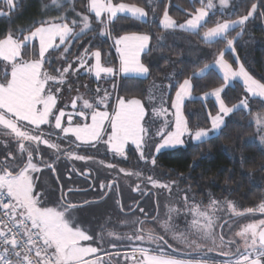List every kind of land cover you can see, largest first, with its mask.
I'll return each mask as SVG.
<instances>
[{"label": "rangeland", "instance_id": "rangeland-1", "mask_svg": "<svg viewBox=\"0 0 264 264\" xmlns=\"http://www.w3.org/2000/svg\"><path fill=\"white\" fill-rule=\"evenodd\" d=\"M5 1L10 5V1ZM153 3L154 0H147L148 5ZM236 3L237 0H206L205 8L207 13L215 10L228 13ZM154 4L145 8L115 0H89L87 11L102 25L110 23L118 15L136 18V14L143 21L155 18L161 25L160 19L168 14L165 11L156 16ZM195 15H192L193 19H202ZM77 16L88 20L86 14L78 13L71 16V23L62 20L45 27L41 25L24 35L23 43L33 39L39 42L40 58L37 60L16 63L17 55L13 57V48L0 45V57L4 59L0 63V72L3 76L4 72L7 74L10 87L4 96L10 99L8 104L11 106L10 109L0 107L4 112V116L0 114V191L9 197L8 208L28 217L41 228L44 241L59 264H264V246L257 241L258 232L264 228V188L260 203L252 208L254 212L245 213L248 210L237 201L209 191L200 192L198 187L187 184L183 176H172L157 168L154 157L164 150L160 145L165 135L160 136L170 124V111L157 102L153 105L141 98L117 95L115 90L108 91L106 86L103 87L104 84H97L95 91H91L87 83L89 79L103 83L102 79L106 78L101 76L107 67L102 65L98 50L87 55V46L80 49L70 65L63 62L59 78H44L42 73L39 74L44 60L49 57V51L43 50H48L53 44L49 40L53 32H47L51 29L49 27H54L60 37L55 49L70 51L71 42L68 40L78 31L71 27L78 20ZM245 20H239L238 25ZM169 21L179 29L187 25L189 28L196 26L186 20L178 23L171 17ZM85 26L88 27L87 24ZM233 26V22L224 21L216 30L221 35ZM142 35L145 34L124 33L120 38H110L117 56V76L124 77V72L131 67H136L133 72L137 74V65L145 72L130 77L147 75L140 56L144 48ZM233 55L237 57L234 52ZM223 62L225 65L218 62L215 67L223 77L224 86L238 81L244 86L247 96L264 100V85L242 66L239 59L235 67ZM87 63L91 64L88 68L92 77L88 75ZM110 74L116 76L115 70L111 69ZM50 80L60 82L50 88L47 84ZM217 91L207 97L218 104V111L210 116V126L199 132L203 137L208 134L206 138L220 130L230 111L238 106L248 109L247 97L241 104L229 108ZM148 94L152 96L150 89ZM90 95L93 103L89 102ZM181 96L187 98L183 91ZM21 101L29 106V116L34 119L26 121L12 113L15 104ZM37 106L44 110L39 113ZM253 119L256 123L257 116ZM192 135L188 142H199L198 136ZM182 140L183 143L180 141L176 145L172 141V146L167 147L183 146L187 140L185 137ZM91 142L95 146L85 145ZM137 143L140 146L137 147ZM46 150L56 156V159L46 158V162L53 166L63 188L70 183L82 182L77 173L89 172L94 183L102 184L109 180L117 183L122 202L126 203L130 189L137 188L141 193L140 186L147 184L157 197V217L147 222L144 229L137 232V237L136 233L126 231V221L115 207L112 208L114 215L104 212L117 200L113 187L101 204L84 201L87 197L79 195L78 199L87 203L64 205L53 177L47 175L49 172L39 170L35 163L33 154ZM23 162L25 166L20 168ZM146 201L151 202L152 199L147 198ZM200 251L203 252L198 259L192 258L191 255ZM215 253L232 257L218 258Z\"/></svg>", "mask_w": 264, "mask_h": 264}, {"label": "trees", "instance_id": "trees-1", "mask_svg": "<svg viewBox=\"0 0 264 264\" xmlns=\"http://www.w3.org/2000/svg\"><path fill=\"white\" fill-rule=\"evenodd\" d=\"M8 1L10 5L0 0V41L7 37L23 41L24 35L38 26L62 20L71 23V16L86 14L87 21L77 16L78 20L71 25L80 33L76 32L71 40L69 38L70 51L60 48L47 53L49 57L43 63V77L59 78L63 62L70 65L73 56L76 57L75 54L78 55V51L86 46L87 55L98 50L103 64L114 69L116 76L102 79L103 83L89 79L87 83L91 91H95V86L100 83L122 97H136L148 104L157 102L164 105L170 111L171 120L160 138L171 130L173 102L178 88L183 81L189 80L192 98L182 104L187 143L159 151L154 157L157 168L172 176H183L187 184L198 187L200 192L209 191L237 201L246 210L260 203L264 188V100L247 96L244 86L238 81L224 86L223 77L212 65L222 57L235 67L239 59L242 66L264 85V0H237L228 13L218 10L207 13L195 31L164 28L155 18L143 21L126 15H118L110 23L102 25L88 13L89 0ZM115 1L148 6L147 0ZM154 3L156 16L166 11L178 23L189 19L197 9H206V0H154ZM243 18L246 20L242 25L230 28L220 37L212 40L203 37L206 31L224 21L234 22ZM124 33L148 36V48L141 56L148 71L145 77L117 76V57L110 38ZM38 57L35 42H21V61ZM52 66L59 68L52 69ZM4 76H7L5 72ZM59 82L50 80L47 84L51 88ZM222 87L221 99L227 107H236L247 97L248 109L238 106L229 112L217 133L199 142H188L193 132L210 126V116L218 111L212 99L202 100L200 96ZM149 89L152 96H148ZM89 102H94L92 95ZM254 116H257L258 123H255Z\"/></svg>", "mask_w": 264, "mask_h": 264}, {"label": "crops", "instance_id": "crops-1", "mask_svg": "<svg viewBox=\"0 0 264 264\" xmlns=\"http://www.w3.org/2000/svg\"><path fill=\"white\" fill-rule=\"evenodd\" d=\"M153 6V4H151V5H148V7H152ZM146 8V7H145ZM205 11V12H204ZM167 13V12H166ZM206 13H207V11H206V9H203V8H201V9H197L196 10V12L193 14V15H197V16H199V19H200V17H202V19H203V17L205 16L206 17ZM205 14V15H204ZM137 15V17L136 18H138L139 20L141 19L140 17H139V14H136ZM195 15V16H196ZM194 17H190L189 19H187L186 21H190L192 24L193 23H195L194 25H196L194 28H189V25H187V26H184V27H182V28H180L181 30H187V31H195V30H197L199 27H200V25L202 24V22L204 21V20H202V19H200V20H197V19H193ZM205 19V18H204ZM241 20V19H240ZM238 21L239 20H237V21H234L233 22V27H235V26H237L238 25ZM160 23H161V26L162 27H164V28H176L175 27V25L173 24V23H171V21H169V17L168 16H166V17H163L162 16V18L160 19V21H159ZM226 22H230V21H226ZM51 25V24H50ZM220 25V24H219ZM219 25H217V26H219ZM44 27L45 26H49V25H43ZM217 26L215 27V28H212V29H210V30H208V31H206L204 34H203V37L206 39V40H212V39H215V38H217V37H220V36H222L226 31H224L221 35H219V32L216 30V28H217ZM40 27V26H39ZM232 27V28H233ZM46 28H48V27H46ZM49 28H51V29H48V31L47 32H53V36H49V40H50V42L51 43H53V44H51V46L48 48V50H43V51H52V50H55V47H56V42H57V39H59L60 37L58 36V34H57V32H55L54 30V27H49ZM47 34H49V33H47ZM140 34H143V33H140ZM122 35L123 34H121V35H119V37L118 38H120V36L122 37ZM143 37V44H144V48H143V50H142V52L140 53V56H142V54H143V52L145 51V49L148 47V36L145 34V35H142ZM21 42L22 41H16L15 39H12V38H10V37H7V38H5V39H3L2 41H0V45L2 46V47H11V48H13V52H12V55H13V57L15 56V55H17L16 57H15V60H16V63L18 62V63H24V62H29L30 60H26V61H20L19 60V58H20V48H21ZM28 42H35L37 45H38V47H39V42L37 41V40H35V39H33V40H30V41H28ZM23 43V42H22ZM27 43V42H26ZM1 48V47H0ZM38 50H39V48H38ZM40 51V50H39ZM116 54V53H115ZM90 55V54H89ZM139 55V54H138ZM117 57V56H116ZM38 58H40V57H38ZM4 59H2L1 57H0V63H1V61H3ZM15 60H13V61H15ZM19 60V61H18ZM35 60H37V59H35ZM223 58L222 57H220V58H218L214 63H213V67H214V69L220 74V72L217 70V68L215 67V65L218 63V62H221V63H223L224 65H225V63L223 62ZM100 61H101V59H100ZM225 61V60H224ZM11 62V61H10ZM9 62V63H10ZM90 63V62H89ZM89 63H87L85 66L88 68V67H90L91 66V64H92V62H91V64L89 65ZM101 63H102V65L103 66H105L104 64H103V62L101 61ZM118 63V62H117ZM145 66V65H144ZM107 67V69L105 68V72L102 74L101 73V76H105V77H109V76H111V74H110V72H111V67L110 66H106ZM131 67V66H130ZM134 68H136V67H131L130 68V70L128 71V72H124V74H125V76H135V75H137L138 73V76H140L141 74L140 73H144L145 72V70H142L141 69V67H140V65H137V74H134V72H133V69ZM146 71H147V68H146ZM85 72H86V69H85ZM40 73H42V77H43V68L39 71V74ZM147 73H148V71H147ZM4 74V73H3ZM88 75H90L91 77H92V74H90L89 73V68H88ZM221 75V74H220ZM222 76V75H221ZM8 77L6 76H4L3 77V75L1 74V72H0V81L2 82V84L0 83V107H6L7 109L9 108H11V106L8 104L9 103V101H10V99L8 98V97H5L4 96V93H7L8 91H9V86H8V84L9 83H7L8 82V79H7ZM92 79V78H91ZM38 82H39V80H38ZM182 84H185L183 87H182V89H181V91H180V87H181V85ZM181 85L179 86V88H178V90H177V92H176V95L174 96V102H173V112H172V123H173V125H172V127H171V130L167 133V134H165V137L164 138H162L163 139V144H161L160 146L162 147V149H171V148H176V147H167V146H172V141H174L175 143H174V145H176L177 143H179L180 141L183 143V138L185 137V133H186V123H185V118H184V116H183V113H182V104L184 103V101L185 100H187V99H189V95H191L192 96V94H191V84H190V82H189V80H185V81H183L182 83H181ZM220 91V92H218V91ZM182 91H183V93L184 94H186L187 95V98L185 99L184 97H182L181 96V93H182ZM216 91H217V93H219V95H220V93H221V91H222V88H218V89H216V90H213V91H210V92H208V93H206V94H204V95H202V96H200V98L202 99V100H205L204 98H207V97H210V94H212L213 92H215L216 93ZM42 97V96H41ZM185 100H184V99ZM217 104V103H216ZM16 106H14V108H13V114H15V115H18V116H20V117H22V118H24V119H26V121L29 119V120H31V119H34L35 117H31V116H29V112H28V109H29V106L28 105H25V104H23V102L21 101V102H18V103H16L15 104ZM39 105H41V106H44L43 104H39ZM218 105V104H217ZM216 105V106H217ZM37 107H39V106H37ZM37 107H36V109H37ZM24 109H26V111L24 110ZM39 113L40 112H42L44 109H42L41 107H39ZM50 112H48V114H49ZM0 114L2 115V116H4V112H3V110L0 108ZM8 116V115H7ZM9 117V116H8ZM11 117H13L12 115H11ZM42 121V120H41ZM44 121V120H43ZM204 130H199V131H196V132H194V134L193 135H195V136H198L197 138L199 139V141L200 140H203L204 138H206L207 136H208V134L205 136V137H203V135H201V133H199V132H203ZM171 136V137H168V136ZM192 135V136H193ZM166 137L168 138V139H166ZM185 143V142H184ZM97 144V143H96ZM111 144V143H110ZM109 144V145H110ZM130 144H132V143H130ZM85 145H89V146H95V143L94 142H91V143H89V144H85ZM173 145V146H174ZM106 146H107V144H106ZM138 146H140V144H138L137 143V147ZM179 147V146H178ZM107 149H109L108 147H107ZM110 150V149H109ZM49 247V246H48ZM0 258L1 259H3L6 263H8V264H12V262H9V261H7V259L6 258H4V257H2V256H0ZM57 262H58V260H56Z\"/></svg>", "mask_w": 264, "mask_h": 264}, {"label": "flooded vegetation", "instance_id": "flooded-vegetation-1", "mask_svg": "<svg viewBox=\"0 0 264 264\" xmlns=\"http://www.w3.org/2000/svg\"><path fill=\"white\" fill-rule=\"evenodd\" d=\"M33 156L34 159L36 160L35 161L36 165L40 167L39 170L41 171L45 170L46 172H49L47 173V175H49L50 178L53 177L58 187L59 199L64 205L78 206L87 202H96L101 204L103 203L105 198L108 197L110 189L113 187L115 189L114 193L116 195L117 200L115 199L116 201L114 200L112 202V206L107 208V210H104V212H106L108 215L110 214L114 215L115 213L112 210V208L115 207L126 221L124 224L126 231L136 233V237H137V232L140 231L141 229H144V226L147 225L146 224L147 222H151L152 220L154 221L155 218L157 217V216L155 217V213L156 211H158V204L156 201L157 197L155 193L150 189V186L147 184L140 186V189H142L141 193L140 190L137 191V188L130 189L128 196L126 198L127 202L124 203L122 202L120 188L117 185V183H114L111 180L106 181L105 183L102 184H100L99 182L94 183L91 179V175L89 172L77 173V175L81 178L82 182L79 184L70 183L68 187L63 188L60 182L57 180V173L55 172L53 166L48 162H46V158L50 157V159H56V156H53V154H51L49 150H46V152H42V153L36 152L35 154H33ZM58 156L61 157L59 153ZM24 166H25V162L22 163L20 168H23ZM70 193H72L71 201L68 202L69 200L68 196ZM79 195H83V197H87V199L84 200L87 202L78 199ZM147 198H151L152 201L151 202L146 201ZM124 205H127L126 209ZM139 205L141 211L139 210ZM137 212L140 213V215L137 214ZM148 214H151V217H148ZM202 252L203 251H200L198 254L196 255L193 254L191 256L192 258L200 257ZM212 255L213 254H210V256ZM220 255H224V254H220ZM224 256H229V255H224Z\"/></svg>", "mask_w": 264, "mask_h": 264}, {"label": "built area", "instance_id": "built-area-1", "mask_svg": "<svg viewBox=\"0 0 264 264\" xmlns=\"http://www.w3.org/2000/svg\"><path fill=\"white\" fill-rule=\"evenodd\" d=\"M9 197L0 191V256L12 264H59L44 241L41 228L8 208ZM0 264H8L0 259Z\"/></svg>", "mask_w": 264, "mask_h": 264}, {"label": "water", "instance_id": "water-1", "mask_svg": "<svg viewBox=\"0 0 264 264\" xmlns=\"http://www.w3.org/2000/svg\"><path fill=\"white\" fill-rule=\"evenodd\" d=\"M248 212H254L253 209L246 211L245 213ZM257 241L260 245L264 246V228L260 229V231L257 234ZM196 255V254H195ZM218 257H223V258H227V257H232V256H224V255H220V254H216Z\"/></svg>", "mask_w": 264, "mask_h": 264}]
</instances>
